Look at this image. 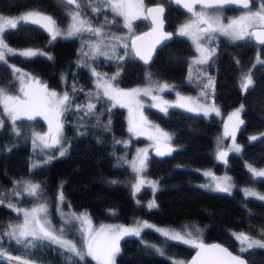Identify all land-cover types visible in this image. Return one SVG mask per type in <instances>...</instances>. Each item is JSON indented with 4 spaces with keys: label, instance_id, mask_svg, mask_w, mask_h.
Masks as SVG:
<instances>
[{
    "label": "trees",
    "instance_id": "16d2710c",
    "mask_svg": "<svg viewBox=\"0 0 264 264\" xmlns=\"http://www.w3.org/2000/svg\"><path fill=\"white\" fill-rule=\"evenodd\" d=\"M96 2L81 0L82 15L94 27H103L106 39L101 47L108 45L112 49V45H117L107 57L87 52L86 45L97 38L86 31L55 39L44 28L31 23L5 31V43L11 48L37 50V55L28 58L9 55L8 64L0 63V86L10 82L9 66H15L50 90L67 92L72 97V107L63 113L66 140L63 156L39 152L29 140L14 136L6 121L0 128V248L36 264H69L66 257L71 254L56 246L36 241L35 247L25 248L9 241L3 233L9 223L18 219L9 204L28 206L32 201L15 195L11 189L14 181L26 179L41 186V199L51 213L55 210L57 193L62 192L64 203L74 212L86 213L94 226L144 219L181 232L186 226L199 228L203 242H218L241 254L249 264H264V249L240 252L233 235L244 233L264 240V200L245 195V189L264 195V177H254L248 167L264 168V133H259L264 128V63L258 62V57L264 60V45L254 44L249 37L238 41L217 37L212 43L213 55L201 69L211 82L212 101L220 115L190 114L176 106L163 112L161 107L144 105V116L171 133L172 146L165 154L150 153L146 162L145 174L156 178L159 184L153 195L157 207L149 209L144 202L150 197V190L140 189L136 194L138 201L134 202L126 182L133 143L141 144L144 140L129 138L123 108L112 106L101 94L96 96L92 71L108 77L120 89L144 84L148 72L150 77L171 83L182 93H196L195 80L199 75L192 72L189 64L193 47L187 39L173 34L187 15L165 0H144L147 6L156 3L164 6L165 30L173 34L171 41L160 47L151 63L144 67L133 59L128 48L111 39L116 36L129 41L122 37L120 17L107 8L93 13L91 5ZM69 7L63 0H0V15L39 10L62 27L67 22ZM113 19L116 23H112ZM147 27L143 20L133 24L137 34ZM246 74L251 75L253 83L245 91L239 81ZM88 103L95 104V109L84 115ZM77 105L82 106L81 110H77ZM234 108L241 109L243 121L235 135L241 151L230 153L222 165L215 157L217 136L222 115ZM33 125L39 127V120ZM253 136L257 139H250ZM33 164L38 166L33 168ZM203 169L215 174L225 172L233 184L231 191L218 192L203 186ZM63 235L81 246L80 238L65 232ZM152 245L161 248L165 255H160ZM119 247L115 264L186 262L194 248L148 229L142 230L140 236L121 238ZM73 260L75 264H95L87 256L83 261L75 257ZM0 264L19 263L0 258Z\"/></svg>",
    "mask_w": 264,
    "mask_h": 264
},
{
    "label": "snow or ice",
    "instance_id": "6c2138e0",
    "mask_svg": "<svg viewBox=\"0 0 264 264\" xmlns=\"http://www.w3.org/2000/svg\"><path fill=\"white\" fill-rule=\"evenodd\" d=\"M178 4L181 0H176ZM66 5L74 6L69 8L67 11L68 17H70V23L68 27L61 30L57 21L49 15H46L39 10L28 11L17 18H9L0 15V63L8 64L7 57L9 55H20L23 57H33L37 55L36 51L31 49L17 51L11 48L7 43H5L4 35L6 29H17L18 25L21 23H31L44 28L46 31L51 33L52 39L57 36L66 35L72 37L75 35H80L83 32H89L91 35L95 36L97 39L92 44L91 50L100 54H105L101 50V45L104 44L106 37L102 35L103 27H94L88 19H85L82 15L81 0H63ZM196 5H200V9L197 10ZM227 5H237L241 7L244 11L242 14L234 19L225 22V18L221 9ZM183 7L191 13V18L188 22L181 25L178 29V34L181 36L190 37L196 44L197 51L201 53V59L198 63H204L207 59L205 55V48L200 43L202 39L207 36L208 40L214 37L213 34L218 33L219 35L225 36L230 40H244L246 37H255L259 44L264 45V0H260L259 6L254 10L252 7V0H184ZM105 8L111 10L115 16H120L123 18L124 27L132 31L133 19H139L143 16L144 19H148L149 16L152 17V22L156 27L153 29V33L159 32V28L162 26L163 21L160 17L163 14L164 9L162 7H146L144 0H97L96 3L91 5V11L93 13H100ZM107 21V17H105ZM112 23H116L115 19ZM145 35H152L151 33H146ZM170 34L159 33L155 37L154 42H159L161 38H168ZM111 39L120 42V46L128 48L127 42L122 41L120 37L113 36ZM143 40V37L136 36L133 39L131 47L135 50V54L139 56L145 63H148L151 54V48L148 49L147 54L141 52L140 47L137 46L136 41ZM117 45H112L113 51ZM108 47V45H105ZM43 54V53H41ZM87 54V53H86ZM51 59V57H49ZM258 62L260 61L258 57ZM12 71L15 74L16 80L19 82L20 87L18 93L10 92L6 87L0 86V117L7 116L11 121L12 130L17 135H19V127L17 121L21 118H26L29 121L35 120L36 117L42 116L48 121L49 131L45 135H40L39 133H33L35 139L33 144L35 145L36 139H39L45 147H49V141L51 145H56L61 143V135L63 125L60 122V116L68 111L72 107V97L64 92L63 94L58 93L55 90H50L47 85H41L39 80L30 77L27 73H24L21 69L11 66ZM93 75L98 74L93 70ZM118 75V73H117ZM113 80L115 77L112 78ZM31 81V83H29ZM253 81L250 74H246L242 77V88L246 91ZM97 89H103V96L108 97L110 100H116L121 106H125L122 98H127L129 102L135 100V97L143 92L144 95L150 93V89H140L134 88L129 91H125L114 86L108 80L97 79L96 81ZM159 89L162 91L168 88L169 85L163 84L158 85ZM100 92H96V96H100ZM91 96L92 94L89 93ZM179 95V94H178ZM153 99H157L153 97ZM183 99V98H181ZM138 103V101H137ZM167 103V102H165ZM183 106V105H177ZM80 105H77V110H81ZM243 106H241L242 109ZM95 104L88 103L86 105V110L84 115H89L94 112ZM241 109H237L232 115L236 117L237 123L242 124L243 121L240 120L239 114ZM166 112L167 109L161 107L160 109ZM191 110V109H189ZM212 111H217V109H211ZM208 109H205L204 114H208ZM232 117H229L231 119ZM146 122V118H142ZM4 119L0 118V128L4 126ZM131 123V122H130ZM129 131H133L130 127ZM156 133L161 137L170 139L167 133L163 132L159 126H155ZM152 138V137H150ZM251 139L256 140L257 137L253 136ZM233 140L235 136L233 134ZM233 151L240 152V146L233 144ZM66 149L60 150V155L63 156ZM146 151V150H144ZM157 154H163L157 150ZM227 155L226 152H220L219 157L223 159ZM51 157H49V160ZM139 167H137V161L132 162V168L134 171L139 173L146 165L144 159H139ZM48 161H45L47 163ZM38 165L33 164V168ZM249 171L255 177H264V169H256L251 165L248 166ZM205 175H211V173H205ZM229 177L224 178V182H217L215 185V190L222 192H228L230 190L231 184L228 183ZM23 192L34 197H39L41 194V186L39 184H34L30 181H24ZM115 183V181H113ZM143 180H140L133 187L136 191L140 190V184ZM152 187L153 191L156 190L157 182H148ZM19 194V193H17ZM245 195L256 197L260 200H264V195L252 190L245 189ZM60 201H63V193H60ZM147 207L149 209L157 207L155 201L148 203ZM18 211H23V223L17 224L15 226L9 225V230L5 233L9 237L10 241H15L18 245H23L25 248L35 247L36 241H49L59 245L64 251L71 253V256L66 257L69 260V264H75L73 258H78L83 261L85 257H91L97 262V264H115V257L120 252L119 240L123 235H135L140 236L143 229H154L156 232L160 233L168 240L178 241L183 244H188L196 249V257L192 260L191 264H245V261L238 255H233L227 248L221 247L219 244H205L201 239V229L195 228V235L192 230H189L187 226L181 231L169 230L158 228L154 225L149 224L147 221L137 222L135 227L124 228L121 227L115 232L112 230L111 226H100L99 229L89 230L83 235V244L78 247L73 241L64 238V229L61 228L59 232L52 227L51 221L47 218L48 207L46 204H41L37 207L29 210L20 209ZM43 214V216H41ZM63 216L64 214L61 213ZM73 220L81 221L82 225L79 229L82 233L85 232L83 228V223H87L91 226V220L85 215L71 214ZM70 221L65 219V223ZM238 241H240V251L245 252L253 248L264 249V240L262 239H252L244 233L233 234ZM31 238L29 240L28 238ZM153 248L160 255H165L161 248H157L152 245ZM0 258H7L9 261L15 260L19 264H34L20 256H11L4 249L0 248ZM172 264H184L183 261H173Z\"/></svg>",
    "mask_w": 264,
    "mask_h": 264
},
{
    "label": "rangeland",
    "instance_id": "374dc122",
    "mask_svg": "<svg viewBox=\"0 0 264 264\" xmlns=\"http://www.w3.org/2000/svg\"><path fill=\"white\" fill-rule=\"evenodd\" d=\"M252 2L254 3L253 9L255 10L260 4V0H252ZM72 7H74V6H71V8ZM28 11H32V10H28ZM28 11H24V12H21V13H19L17 15H13V16H5V15H2V16L9 17V18H17V17L21 16L22 14H24V13H26ZM241 14H242V12L239 13L238 15L236 14V15L228 16L227 18H225V22H227L228 20L237 18ZM190 18H191V15H187V17L184 19V21H182L180 24H178L176 26V28L173 31V34L175 36H179V37H183V38L187 39L190 42V44L192 45V47H193L194 55H193V57L190 58L189 64H190V67H192V72L194 74L196 73V74L199 75L198 79L195 80V82H196L195 83L196 93H193V94L182 93V92L176 90L171 83H166V82H163V81L156 80V79L150 77L148 75V72H145L146 80H145L144 84L134 85V86H131V87H128V88H124L123 90L129 91V90L134 89V88L150 89V93L148 95H144L143 92H141L139 95H137L135 97V100H133L131 102H129V100L127 98H122L123 102L125 104V106L122 107L121 104L118 103L116 100H110V99H108V97L103 96V89L101 88V89L98 90L97 87H96V81H97L98 78L101 79V80H108L110 82H111V80L108 77H105V76H103L101 74H98L97 72L96 73L98 74V76L97 75H93L94 85H95L96 89L101 93V95L104 98H106L110 102V104L112 106H117V107L123 108L125 110V113H126V117H125V119H126V128H127V133H128L129 138L131 140H137V139L144 140V142L141 143V144H134L133 143L132 151L130 152V156H129L128 160H127V166H128V169H129V176L126 178V180H127L126 182H127L128 188L130 190L131 197L133 198L134 202H137L138 200L136 198V194H137L138 191H136L133 186L135 184H137L138 182H140V180H143V183L140 184V189L148 188L150 190V197L144 202V205L146 207H147L149 202L154 200L153 195L157 191V189L159 188V184H158V181H157L156 178H150V177H148L145 174L146 166L139 173H137L132 168V162L133 161H137V167H139V160H138V157H139V159H144L145 160V165H146V162H147V160H148V158L150 156V150L152 148H154V147L171 145V138L167 139L165 137L159 136V134L156 133L155 126H157V125L155 123H153L152 121H150L149 119H147L144 116V114H143L144 105L146 104L145 106L165 107V108H168V107H171V106L172 107L176 106L177 108H180V109L184 110L187 113H190V114H202V115H205L204 114L205 109H208L209 111H208L207 115H209V114L220 115V113L217 114V111H212L211 110V109L214 108V109H217L218 112H219L218 107L212 101L211 82L208 79V77L205 74V72L201 69V67L206 65L207 62L211 59V57L213 55V45H212V43H210V41L207 39V36H205V38L200 41V43L203 45V47L206 50L205 51V55L207 56V59H206V61L204 63H198L197 61L201 59V53L199 51H197L196 44L193 42V40L190 37L181 36V35L178 34V29L181 27V25H183L186 22H188ZM136 20H143L148 25L147 19H144L143 16H141L139 19H133L131 21V23H132V31L130 33L129 30L124 27L123 18L120 17V21H121V24H122V27H123L122 28V32H123L122 37L127 38L129 40L131 37H133L134 35L137 34V32L134 31V29H133V24H134V22ZM69 23H70V17H68L66 24L64 26L60 27L61 30L66 29L68 27ZM49 35L52 38L51 33H49ZM220 36L224 37L225 39H227L229 41H233V40L228 39L225 36H222V35H220ZM57 37L68 38V36H66V35H61V36H57ZM112 41L113 42H117V41H115L113 39H112ZM236 41H238V40H236ZM94 42L89 43V44L86 45L87 52L89 54H91V55L96 56V57H101V56L102 57H104V56L107 57V54L112 49H110V47H107V48L106 47H101L102 52L105 53V54H100V53L94 52V51L91 50L92 44ZM21 50H27V49H21ZM21 50H17V51H21ZM31 50H33V49H31ZM33 51L37 52V50H33ZM262 61H264V60H262ZM9 68L11 70L12 77L10 79V82L4 87H6L12 93H18L20 84L15 78V74L12 71V67L9 66ZM23 72L27 73L25 71H23ZM92 73H93V71H92ZM28 75L30 77H33L30 74H28ZM244 76L245 75H243L242 77H244ZM242 77L240 78V81H239V85L241 87V90H243V88L241 86L242 85ZM29 83H31V81H29ZM163 84H167V85H169V87L165 88L164 90L161 91L159 89L158 85H163ZM58 93L63 94L64 91H60ZM153 97H156L157 99H153ZM181 98H183V99H181ZM146 100H149V101L146 102ZM137 101H138V103H137ZM165 102H167V103H165ZM177 105H183V106H177ZM189 109H191V110H189ZM237 109H240V108L231 109L228 112H226L224 115H222V117H221V121H222L221 122V129H220V132H219V134L217 136L215 157L217 158L221 151L227 153V155L224 157L222 165H224V163L226 161V158H227V156L230 153H237V152L232 150L233 144L235 143L236 145L240 146V144H238L235 140H233V134H234V136L236 135L237 128L240 125V124L237 123L236 117L232 115L234 112L237 111ZM229 117H232V118L229 119ZM0 118L4 119V121H6L10 125L11 130H12V124H11V121L8 119V117L5 115V116L0 117ZM142 118H146V122ZM239 118H240V114H239ZM35 120H39V122H40V126L39 127L33 125V122ZM35 120L29 121L26 118L22 117L21 120L17 121V125L19 127V133L20 134L17 135L12 130L14 136L19 137L20 139L29 140L30 143L32 144V146L34 148H36L39 152L43 153L44 155H48V156H51V157H55L56 155H59L60 154V150L64 149L65 142H66V140L64 138V135H63V128H62V135H61V143L57 144L58 148L54 152H52L47 147H45L44 144L41 143V141L39 139H36L35 145L33 144V140L35 139V137L33 136V133H39L40 135H45L49 131L48 121L45 120L42 116L36 117ZM60 122L63 125V114L60 116ZM130 127L133 128V131H129ZM160 129H162V128H160ZM163 132L167 133L168 136L171 137V133L170 132H168L166 130H163ZM259 133L260 134L264 133V128ZM150 137H152V138H150ZM250 139H251V137H250ZM128 144H129V142H125V145H128ZM177 148H179V147L175 146V149H177ZM144 150H146V151H144ZM257 169H264V168H257ZM201 173H202V175L204 177V182H203L202 185L205 186V187H208V189H211V190H215V185H216L217 182H224V178L225 177H229L225 172H221L219 174H215L211 170H208V169H203L201 171ZM205 173H211V175H205ZM24 181H30V182H32L34 184H38L37 182L31 181V180H26V179L17 180V181H14L12 183V188H11L12 192L15 195H17V196H24L25 198H27V199L29 198L32 201H31V203H29L28 206H22V205L20 206V205H15V204H12V203L9 204V207L13 210V212L16 214L18 219H16L15 221L9 223L6 226V228L3 231V233H6L9 230V225L15 226L17 224H22L23 223V219H24L23 211H18V210L23 209V210H29L30 211L32 208L37 207V206H39L41 204H44V202L42 201L40 195H39V197H34V196H30V195H28V194L23 192V187H24V183L23 182ZM150 181L157 182V187H156L155 191H153L152 187L148 183ZM228 183L231 184L230 180L228 181ZM231 187H233V184L231 185ZM231 189L229 190V192L231 191ZM215 191L222 192V191H219V190H215ZM17 193H19V194H17ZM59 196H60V192H58L57 196H56L55 210H53L52 213L50 211H48L47 218L51 221L52 227L54 229H56L57 232H59V230L61 228H63L65 233H70V234L76 236L78 239L80 238L81 246L83 244L82 237L89 230V227H91L92 230H95V229H99L100 226H102V225L103 226H111L112 230L115 232L117 229H119L121 227L131 228V227H135L137 225V222L146 221L144 219H136L133 222L128 223V224L106 223V224H100V225H97V226H94L92 224H91V226H89L87 223H83V228H84L85 232L82 233L79 230L81 228L82 222L81 221H77V220H73L72 217H71V214L75 213L78 216L81 215V214H85L87 216V214L84 213V212H74V211H72L68 207V205L66 203H64V200L62 202L60 201ZM61 213H63L64 215L62 216ZM41 216H43V214H41ZM65 219L69 220L70 222L69 223H65ZM148 223L151 224V225H154V226H156L158 228L175 230V229H172L170 227L156 225V224H153L151 222H148ZM145 229H148V228H145ZM188 229L192 230L194 235L196 234L195 233V228L189 227ZM148 230H152V231L156 232L154 229H148ZM176 231H179V230H176ZM156 233H158V232H156ZM158 234H160V233H158ZM124 237H137V236H135V235H123L122 238H124ZM6 238L9 240V237L7 235H6ZM64 238L69 240V238L66 235L64 236ZM250 238L259 239L258 237H250ZM28 239L31 240L30 237ZM12 242L15 243V241H12ZM38 242H46V243H48L50 245H53V246H56V247L62 249L59 245L54 244V243H50L47 240L38 241ZM176 242H178V241H176ZM237 243H238V251H240V247H241L240 241L237 240ZM184 245H186L188 247H192V246H190L188 244H184ZM67 253H69V252H67ZM69 254H71V253H69ZM88 258L91 259L95 264H97V262L95 260H93L91 257H88ZM13 261H15V260H13ZM15 262H17V261H15ZM17 263H19V262H17ZM185 263L186 262H184V264ZM34 264H36V263H34Z\"/></svg>",
    "mask_w": 264,
    "mask_h": 264
},
{
    "label": "water",
    "instance_id": "95a60500",
    "mask_svg": "<svg viewBox=\"0 0 264 264\" xmlns=\"http://www.w3.org/2000/svg\"><path fill=\"white\" fill-rule=\"evenodd\" d=\"M165 1H166L167 3H169L171 6L176 7L177 9H179V10H180L181 12H183L184 14H190V13L187 11V9L183 7V2H184V0H181V3H180V4H178V3L176 2V0H165ZM157 6L162 7V8L164 9V6H163L162 4H160V3L151 4V5H148L147 7H153V8H155V7H157ZM197 7H200V5H196V8H197ZM224 8H233V9H237V10H243L241 7H239V6H237V5H227V6H225ZM224 8H223V9H224ZM164 14H165V10L163 11L162 16L160 17V19L163 21V23H162V26L159 28V32H157V33H153V29L156 27V25L153 24V22H152V17L149 16L148 19H147V22H148V27H147V29L144 30L143 32L139 33V34L134 35V36L131 37V38L129 39V41H128V45H129L128 49H129V51H130V53H131L133 59L136 60L140 65H142V66H144V67L148 66V65L151 63V61L153 60V57H154L156 51H157L160 47H162L163 45H165V44H167L168 42H170L171 39H172V37H173V34H172L170 31H166V30H165ZM146 33H151L152 35H145ZM159 33L170 34V36H169L168 38H161V39L159 40V42H154V41H155V37H156L157 35H159ZM136 36H141V37H143V40H137V41H136V44H137L138 47H140L142 53L147 54L148 49L151 48V54H150V58H149V60H148V63H145L144 60H142L139 56H137V55L135 54V50L132 49V47H131L132 41H133V39H135ZM251 41H252L254 44H256V45H261V44L258 43V41H256L255 37H251ZM49 145H50V146L47 147V148L50 149V150H54V149L57 148V144H56V145H51V142H50V141H49ZM158 149H159V152L165 154V153H168V152H170V151L172 150V146L167 145V146L154 147V148H152V149L150 150V153H151L152 155H156ZM223 160H224V158L221 159V158L219 157V155H218V162H219V163H222ZM204 243H205V244H219V245H221V247L227 248V247H225L224 245H222V244H220V243H218V242H204ZM227 249H228V248H227ZM228 250H229L230 252H232L233 255H238V256H240V257L245 261V264H249V263L246 261V259H245L241 254H239V253H237V252H234V251H232V250H230V249H228ZM197 251H198V249L193 248V251L191 252V254H190V256L188 257V259L186 260V263H185V264H191L192 260L196 257V253H197Z\"/></svg>",
    "mask_w": 264,
    "mask_h": 264
},
{
    "label": "flooded vegetation",
    "instance_id": "af4514ba",
    "mask_svg": "<svg viewBox=\"0 0 264 264\" xmlns=\"http://www.w3.org/2000/svg\"><path fill=\"white\" fill-rule=\"evenodd\" d=\"M147 7V5H145ZM254 6V3L252 2V7ZM200 7H197V10H199ZM223 15L225 16L224 18H227L228 16H232V15H238L239 13L243 12L244 10H237V9H233V8H224V9H221ZM186 15H191L190 14H186ZM215 38L209 40L210 43H213L215 40H217L216 38L217 37H221L219 34H213ZM251 39V37H249Z\"/></svg>",
    "mask_w": 264,
    "mask_h": 264
}]
</instances>
